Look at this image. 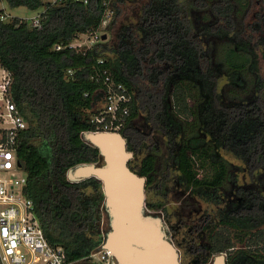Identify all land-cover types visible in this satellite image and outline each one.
<instances>
[{
  "label": "trees",
  "instance_id": "1",
  "mask_svg": "<svg viewBox=\"0 0 264 264\" xmlns=\"http://www.w3.org/2000/svg\"><path fill=\"white\" fill-rule=\"evenodd\" d=\"M5 1L44 9L41 30L18 17L0 19V64L12 75L13 99L28 122L17 149L24 193L69 264H101L95 258L104 242L102 182H72L68 173L103 163L84 135L96 130L88 111L101 100L103 85L93 77L104 69L133 95L120 131L131 140L128 150L140 135L132 125L139 116L172 150L167 161L175 175H164L154 154L131 167L147 178L148 192L156 183H183L193 189L186 206L200 200L223 207L217 214L206 209L204 219L190 224L189 238L200 241L195 263L224 253L227 264H264V75L257 65L259 51L264 60V0ZM109 10L110 41L85 51L67 47L81 34H95ZM238 173L250 182L239 184ZM219 188L234 189L236 205L227 207ZM167 199L146 200V209L167 212Z\"/></svg>",
  "mask_w": 264,
  "mask_h": 264
},
{
  "label": "built area",
  "instance_id": "2",
  "mask_svg": "<svg viewBox=\"0 0 264 264\" xmlns=\"http://www.w3.org/2000/svg\"><path fill=\"white\" fill-rule=\"evenodd\" d=\"M77 1L87 5L91 0ZM113 15V11H107L103 26L95 34H81L67 47L85 51L87 43H98L97 33L107 30ZM9 17L0 15L2 21L9 20ZM28 22L38 30L43 27L41 14ZM85 36L87 39L83 41ZM62 48L56 46L57 50ZM99 63L104 64V60ZM97 76L93 79L103 85V91L101 100L88 111L90 122L96 127L91 132H120L130 115L133 95L124 84L112 79L109 70L104 69ZM11 88L12 75L0 64V259L2 264H69L65 249L49 243L36 215L34 202L24 193L27 175L19 166L17 149L19 135L28 128V122L13 99ZM99 254L103 263L112 260L105 250Z\"/></svg>",
  "mask_w": 264,
  "mask_h": 264
},
{
  "label": "water",
  "instance_id": "3",
  "mask_svg": "<svg viewBox=\"0 0 264 264\" xmlns=\"http://www.w3.org/2000/svg\"><path fill=\"white\" fill-rule=\"evenodd\" d=\"M108 37L104 35L102 40ZM85 140L100 150L103 163L82 164L68 173L72 182L92 177L102 182L105 207L112 221L103 250L114 264H181L179 249L163 230L162 220L145 215L147 178L129 166L134 153L120 132H88ZM19 166L22 165L19 163ZM211 264H227V255Z\"/></svg>",
  "mask_w": 264,
  "mask_h": 264
},
{
  "label": "rangeland",
  "instance_id": "4",
  "mask_svg": "<svg viewBox=\"0 0 264 264\" xmlns=\"http://www.w3.org/2000/svg\"><path fill=\"white\" fill-rule=\"evenodd\" d=\"M44 3H54L56 0H43ZM0 10L3 11L2 14H5L6 16H10V18L12 17H18L20 19L23 20H27L29 21L30 19H32L34 16L37 15V13L42 10H38V11H33V10H29L26 7H18V8H11L5 0H0ZM41 13V12H40ZM7 21V20H6ZM103 26V25H102ZM99 39L98 41H110L111 40V33H108L107 31H99L98 33ZM104 35H107V39L106 40H102V37ZM89 37V36H87ZM90 39L92 37H89ZM86 36L82 38L83 41H85ZM98 42V43H99ZM88 45L84 46V48H89L92 47L93 45L91 43H87ZM257 65H258V69H260L261 73L264 75V60L262 58V51L258 52V58H257ZM227 79L226 78H222L220 80L219 83V90L222 89L224 87V85L226 84ZM142 116H139L134 123H139L141 121ZM222 155L228 160L230 161L233 165H243L240 161L236 160L234 157H232L231 155L222 152ZM161 161V160H160ZM137 166V165H136ZM75 169V168H74ZM72 169V170H74ZM173 173V172H172ZM173 175H175L173 173ZM250 182L249 176L244 174V173H238V183L241 185L247 184ZM180 195H173V193L171 192L170 195L168 196L167 199V210H168V216L165 213V216H163L164 214L161 213H155L152 211H149L145 208L144 212L145 215L147 216H153L156 218H159L162 220V223H164V221L166 222L167 218L169 220V224L170 225H178L180 222L184 221L185 223H187L188 225L192 223V221H195L198 219V215H200V213H203V210L207 209V207L204 205V202L200 201L197 202L194 205H190V204H186L183 203L184 199H187V196L183 195L182 197L179 198ZM146 200L150 201L151 203H158L161 202V199H157L154 192L153 191H149L147 192V198ZM198 200V199H197ZM199 211V212H198ZM111 215L108 211V209L104 206L103 208V218H102V235L104 238V242L108 236V234L111 231ZM187 226V225H186ZM185 228V227H184ZM184 228L181 230V234H176L175 236V243H176V247L178 246L179 252H180V256H181V262L182 264H196L195 261L198 259V255L197 253H195L193 250H189L187 247H185L184 245H178L180 242L183 243V237L186 238L187 242H190V238L189 236L185 235L184 232ZM103 242V244H104ZM192 242H194L195 244H199L200 241L197 238H194L192 240ZM185 244V243H184ZM103 251V248L101 247V250ZM99 251V252H100ZM99 252H97L96 255V260H99ZM215 257V256H214ZM214 257H211L209 260V264H211L214 260ZM100 261V260H99ZM101 264H114L113 260H111L110 262H101Z\"/></svg>",
  "mask_w": 264,
  "mask_h": 264
},
{
  "label": "flooded vegetation",
  "instance_id": "5",
  "mask_svg": "<svg viewBox=\"0 0 264 264\" xmlns=\"http://www.w3.org/2000/svg\"><path fill=\"white\" fill-rule=\"evenodd\" d=\"M134 129L136 130V133L140 134L138 135V138L136 137L135 141H134V158L131 160L130 162V167H136L141 165L144 158H146L147 156H149L150 154H154L158 157V161H157V165L158 167L162 170V173L164 175H168V174H177L175 173L174 169L172 168V164L169 163L167 160L172 152V150L170 149V147L168 146V141L166 138H161L160 140V133L158 132H152L151 129L146 130L142 120L139 123H133L132 124ZM125 138L128 141V146H129V142L131 143V140L129 139L128 136H126L124 134ZM153 142H150V141ZM161 160V161H160ZM173 172V173H172ZM201 176H203L202 174H199V177L201 178ZM156 198L157 199H161V201H164L165 196L167 195V197L170 195V193L172 192L173 195H185V196H189L192 195L193 193V189L190 188L188 189L186 187L185 184L183 183H169L165 188H162L159 183L155 184V187L152 188ZM147 192L148 189L146 188V198H147ZM235 190H231L229 192H224L222 189L219 188L218 190V195H220V198H222L223 203L227 206H233L236 205L237 198L235 197ZM223 194H226V196H223ZM204 205L207 207V210H210L211 212L214 211L217 214V211L222 209V205L217 206V205H210L207 204L206 202H204ZM167 207V206H166ZM167 210V208H166ZM206 210V209H205ZM203 210V211H205ZM155 213H161L164 214L163 216H165V213L168 216V210L167 212L160 210V211H154ZM198 219H204L205 214L200 213V215H198ZM211 219H215L216 215H209ZM188 227L184 228V225H181V222L178 225H170L169 224V220L167 218L166 222L164 221L163 223V230L165 231L167 237L170 239V241L176 246L175 241V236L176 234H181V230L184 228V232L185 235L189 236L190 232L192 231L193 226H191L190 224L187 225ZM184 242L183 243H179L178 245L182 246L184 245L185 247H187L189 250H194V248L196 247V244L194 242H192V240L190 242H187L186 238L183 237ZM185 243V244H184ZM180 246V247H181ZM178 248V246H177ZM196 249V248H195ZM182 264V262H181Z\"/></svg>",
  "mask_w": 264,
  "mask_h": 264
},
{
  "label": "crops",
  "instance_id": "6",
  "mask_svg": "<svg viewBox=\"0 0 264 264\" xmlns=\"http://www.w3.org/2000/svg\"><path fill=\"white\" fill-rule=\"evenodd\" d=\"M43 11H44V9L40 10V11L37 13V15L40 14V12H43ZM37 15H36V16H37ZM34 17H35V16H34Z\"/></svg>",
  "mask_w": 264,
  "mask_h": 264
}]
</instances>
